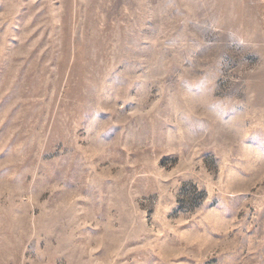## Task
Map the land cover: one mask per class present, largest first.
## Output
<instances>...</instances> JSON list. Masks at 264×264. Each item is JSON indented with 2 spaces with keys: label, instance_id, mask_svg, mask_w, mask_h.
<instances>
[{
  "label": "rangeland",
  "instance_id": "rangeland-1",
  "mask_svg": "<svg viewBox=\"0 0 264 264\" xmlns=\"http://www.w3.org/2000/svg\"><path fill=\"white\" fill-rule=\"evenodd\" d=\"M0 264H264V0H0Z\"/></svg>",
  "mask_w": 264,
  "mask_h": 264
}]
</instances>
